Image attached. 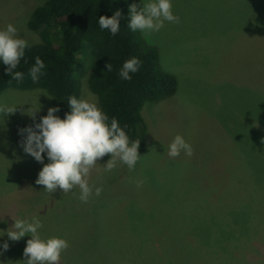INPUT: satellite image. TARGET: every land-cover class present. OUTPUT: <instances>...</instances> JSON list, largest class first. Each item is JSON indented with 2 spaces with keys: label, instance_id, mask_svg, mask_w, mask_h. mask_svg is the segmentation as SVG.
Here are the masks:
<instances>
[{
  "label": "rangeland",
  "instance_id": "374dc122",
  "mask_svg": "<svg viewBox=\"0 0 264 264\" xmlns=\"http://www.w3.org/2000/svg\"><path fill=\"white\" fill-rule=\"evenodd\" d=\"M42 1L0 0V30L12 24L36 41L26 23ZM144 2L124 0L128 12ZM172 4L178 24L165 22L147 38L139 33L157 48L177 90L143 104L144 147L134 171L120 164L102 172L111 156L98 160L89 182L103 188L99 197L83 203L78 188L50 194L35 183L49 161L46 153L42 164L23 151L27 134L19 130L34 127L56 102L40 88L0 92V106L16 107L0 113V264H24L31 236L11 241L7 230L13 218L33 216L42 238L68 241L61 264H264V0ZM89 93L97 103L85 80L79 99ZM176 135L192 146L191 157L168 156ZM137 212L147 219H132ZM99 226H107L103 240L112 252L98 247Z\"/></svg>",
  "mask_w": 264,
  "mask_h": 264
},
{
  "label": "trees",
  "instance_id": "16d2710c",
  "mask_svg": "<svg viewBox=\"0 0 264 264\" xmlns=\"http://www.w3.org/2000/svg\"><path fill=\"white\" fill-rule=\"evenodd\" d=\"M116 10L122 15L120 30L113 36L110 31L102 30L98 22L100 16L111 17ZM129 21L124 0H43L32 9L26 23L27 28L37 34V40L28 43L31 46L26 48L24 58L14 70L23 72L24 79L19 82L11 79L5 72L7 66L0 62V92L8 87L43 89L54 98L58 115L65 118L71 111L69 97L79 99L81 85L86 80L90 91L97 96L99 108L108 116L109 124L116 118L130 141L140 140L138 151L141 153L146 131L141 115L143 104L172 96L178 83L173 73L160 67L157 48L148 44L139 31L133 32L127 27ZM36 57L44 62L45 68L34 83L29 70ZM132 57L142 64L139 71L130 73L131 80H123L119 71ZM108 63L112 65L110 72L106 67ZM133 218L139 222L147 219L140 212ZM99 228L95 230L102 242L98 247L112 252L114 247L103 240L107 238V226ZM133 230L136 229L131 232ZM69 264L86 263L69 260Z\"/></svg>",
  "mask_w": 264,
  "mask_h": 264
},
{
  "label": "clouds",
  "instance_id": "9594fccd",
  "mask_svg": "<svg viewBox=\"0 0 264 264\" xmlns=\"http://www.w3.org/2000/svg\"><path fill=\"white\" fill-rule=\"evenodd\" d=\"M129 12L130 21L127 27L133 32L144 33L146 38L151 33L159 32L165 22H180V17L173 14L172 0H148L139 9L137 4L133 3L129 6ZM121 15V11L116 10L111 17L100 16V28L110 31L113 36L116 35L120 30ZM30 46L18 35V29L14 25L8 24L5 29L0 30V62L7 66L5 72L11 79L18 82L24 79L23 72L14 70L18 68L26 48ZM141 64L136 57L126 60L119 71L120 78L131 80L130 73L139 71ZM106 67L107 71H112L111 63ZM44 68V62L36 57L35 64L29 70L34 83L38 82ZM42 94L52 98L46 93ZM68 105L71 111L65 114V118L61 119L55 114L59 111L58 107H50L47 115L41 117L34 127L20 129L21 135L27 134L20 144L23 151L37 162L43 164L44 154L47 155L49 162L40 170L35 181L37 185L43 186L50 194L57 189L68 194L78 188L79 200L87 203L93 194L99 197L103 191L102 187H96L89 182L92 170L99 164L98 160L105 155L111 156L101 168L102 172H112L120 164L126 165L130 172L134 171L141 158L138 151L140 140L130 141L116 118H112L109 124L108 116L98 107L91 93L87 98L70 96ZM15 111L16 107L0 106V113L9 114ZM29 115L35 119V111ZM182 151L189 157L194 154L192 146L181 135H176L168 147V156L176 158ZM143 183L137 181L136 185L141 187ZM13 219V230H7L11 241H19L26 234L31 236L23 251L26 258L24 264H61L62 254L69 248L66 239L42 238L39 230L43 224L36 216L30 221ZM8 247V243L4 242L3 249L7 250Z\"/></svg>",
  "mask_w": 264,
  "mask_h": 264
}]
</instances>
